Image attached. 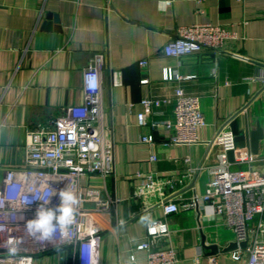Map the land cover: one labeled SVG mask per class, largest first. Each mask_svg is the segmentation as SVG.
Instances as JSON below:
<instances>
[{
    "label": "crops",
    "instance_id": "1",
    "mask_svg": "<svg viewBox=\"0 0 264 264\" xmlns=\"http://www.w3.org/2000/svg\"><path fill=\"white\" fill-rule=\"evenodd\" d=\"M193 24L228 27L237 39L217 54L164 56L162 48L176 28ZM95 53L105 59L103 124L113 143L114 169L106 178L84 176L80 185L98 188L115 200L114 217L102 235L99 264H129L130 254L137 264H145V253L134 248L144 238L149 219L162 214L152 201L134 196L142 181L137 174L156 172L175 179L173 187L164 190L166 201L187 204L204 193L210 179L207 168L216 163L218 153L210 143L222 128L237 135L247 119L250 127L259 122L264 134V69L253 63L264 64V0H0L3 168L21 166L27 131L51 129L65 108L81 104L82 74ZM142 61L145 67L139 65ZM165 68L182 79L164 81ZM114 72L121 74L117 87L112 85ZM142 79L148 83L141 84ZM178 87L199 97L206 125L196 131L197 143L163 147L173 131L151 124L172 121L173 104L148 116L144 129L137 125L136 115L143 99L169 97ZM144 134L153 136L154 145L140 141ZM259 155L264 157V137ZM151 156L157 161L150 162ZM181 179L182 184L177 182ZM165 220L178 264H209L212 254L201 247V236L219 250L233 241L232 231L208 209H180ZM219 255L217 264H236ZM72 261V252L64 248L35 264Z\"/></svg>",
    "mask_w": 264,
    "mask_h": 264
},
{
    "label": "built area",
    "instance_id": "2",
    "mask_svg": "<svg viewBox=\"0 0 264 264\" xmlns=\"http://www.w3.org/2000/svg\"><path fill=\"white\" fill-rule=\"evenodd\" d=\"M232 29L212 24L179 26L175 34L162 48L166 57L181 58L204 51L217 54L236 40ZM104 56L95 53L89 59L82 74V102L65 108L51 129L39 128L26 133L21 166L3 168L0 182V264H35L57 250L68 248L73 254L71 264H99V248L108 222L114 217L115 200L98 188H83L84 176L108 177L114 169L113 143L103 124L102 70ZM141 67L146 61L139 62ZM171 69L163 71L164 81L181 80ZM264 82V77L260 78ZM147 84L148 79H142ZM121 84L120 72L113 73L112 85ZM173 104V120L153 122L151 127H163L172 132L163 147L189 145L198 141L196 131L206 125L199 97L175 88L169 97L145 98L142 111L136 115L137 125L147 127V117L160 114L161 108ZM132 107V105L130 106ZM236 134L222 128L211 141L218 147L216 163L209 166L210 179L201 196L194 195L187 203L179 205L166 201L164 190L172 188L175 179L160 177L156 172L137 174L141 183L134 196L161 209L162 217L150 218L144 238L135 246L144 252L145 264H178L177 252L170 243V229L166 218L180 209H208L210 216L219 217L233 233L237 247L225 253L236 264H264V167H252L251 156L245 150L234 152L233 163L227 152L234 148ZM140 141L154 145L151 134H144ZM157 157L151 156L150 162ZM189 159H185L189 163ZM245 165L246 169L234 168ZM178 183L183 180H178ZM71 187L79 197L80 204L74 225L63 235L59 232L51 240L38 239L27 233V220L35 217L37 207L59 203L51 190ZM122 224V222H118ZM15 242L17 251L10 253ZM245 243L244 247H240ZM221 254V253H220ZM218 255L207 257L209 264H217ZM129 264H137L130 254Z\"/></svg>",
    "mask_w": 264,
    "mask_h": 264
},
{
    "label": "clouds",
    "instance_id": "3",
    "mask_svg": "<svg viewBox=\"0 0 264 264\" xmlns=\"http://www.w3.org/2000/svg\"><path fill=\"white\" fill-rule=\"evenodd\" d=\"M50 196H57L59 203L54 207L48 204L41 203L36 210L35 217L27 220L25 228L29 235L36 236L39 233L38 239L51 240L57 232L61 235L66 233L75 223L80 200L75 191L67 186L59 190H51ZM10 253L15 254L17 248L15 242L8 241Z\"/></svg>",
    "mask_w": 264,
    "mask_h": 264
},
{
    "label": "water",
    "instance_id": "4",
    "mask_svg": "<svg viewBox=\"0 0 264 264\" xmlns=\"http://www.w3.org/2000/svg\"><path fill=\"white\" fill-rule=\"evenodd\" d=\"M253 63L257 65L258 67L264 69V64L257 63V62H253ZM263 89L264 87L262 88V90ZM253 99L254 98H252V100ZM263 137H264L263 129L260 127L259 122H256L254 127H250L248 120L246 119L244 129L240 133H238L234 138L233 150H230L227 152L228 161L233 163L234 152L241 149V150H245L248 156H251V159H252L251 166L252 167H264V157H261L259 155V144L263 140ZM244 246H245V243L240 244V247H244ZM201 247L204 250L209 251V253L213 255V254H220V253L225 254L229 251H232L237 247V244L234 242H231L225 248L219 250V248L215 245H206L204 236H201Z\"/></svg>",
    "mask_w": 264,
    "mask_h": 264
},
{
    "label": "rangeland",
    "instance_id": "5",
    "mask_svg": "<svg viewBox=\"0 0 264 264\" xmlns=\"http://www.w3.org/2000/svg\"><path fill=\"white\" fill-rule=\"evenodd\" d=\"M247 167L245 166V167H243V168H241V169H246Z\"/></svg>",
    "mask_w": 264,
    "mask_h": 264
}]
</instances>
